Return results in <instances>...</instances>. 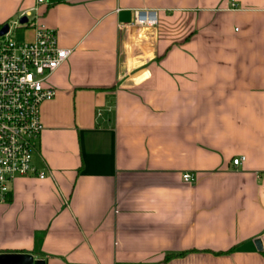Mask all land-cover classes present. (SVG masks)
<instances>
[{
	"label": "crops",
	"instance_id": "crops-1",
	"mask_svg": "<svg viewBox=\"0 0 264 264\" xmlns=\"http://www.w3.org/2000/svg\"><path fill=\"white\" fill-rule=\"evenodd\" d=\"M23 16L71 53L0 255L264 264V0H0V25Z\"/></svg>",
	"mask_w": 264,
	"mask_h": 264
},
{
	"label": "built area",
	"instance_id": "built-area-1",
	"mask_svg": "<svg viewBox=\"0 0 264 264\" xmlns=\"http://www.w3.org/2000/svg\"><path fill=\"white\" fill-rule=\"evenodd\" d=\"M8 24V32L0 35V202L7 200L16 178H46V173L34 164L37 143L45 128L41 107L56 96V90L46 85L47 78L71 53L59 46L55 29L30 20L24 25L20 19ZM135 24L154 25L156 20L140 19L136 13ZM29 26L35 28L34 39L18 40L16 33ZM244 160L236 158L234 164L241 165ZM183 179L192 182L194 176L185 174Z\"/></svg>",
	"mask_w": 264,
	"mask_h": 264
},
{
	"label": "water",
	"instance_id": "water-1",
	"mask_svg": "<svg viewBox=\"0 0 264 264\" xmlns=\"http://www.w3.org/2000/svg\"><path fill=\"white\" fill-rule=\"evenodd\" d=\"M28 21V16H23L20 19V23L22 25L28 23ZM8 30L9 24L5 23L0 30V35H5ZM259 247L261 248V244L259 245ZM0 264H45V261L42 259H35L33 255L29 254L6 253L0 255Z\"/></svg>",
	"mask_w": 264,
	"mask_h": 264
},
{
	"label": "rangeland",
	"instance_id": "rangeland-1",
	"mask_svg": "<svg viewBox=\"0 0 264 264\" xmlns=\"http://www.w3.org/2000/svg\"><path fill=\"white\" fill-rule=\"evenodd\" d=\"M16 34H17L18 40H20V41H24V40L28 41L29 40L28 39V33L24 32L23 30L18 31Z\"/></svg>",
	"mask_w": 264,
	"mask_h": 264
},
{
	"label": "trees",
	"instance_id": "trees-1",
	"mask_svg": "<svg viewBox=\"0 0 264 264\" xmlns=\"http://www.w3.org/2000/svg\"><path fill=\"white\" fill-rule=\"evenodd\" d=\"M0 26H2V25H0ZM7 198H8V196H7ZM219 254H221V253H219Z\"/></svg>",
	"mask_w": 264,
	"mask_h": 264
}]
</instances>
